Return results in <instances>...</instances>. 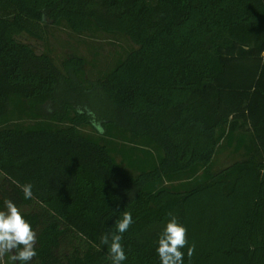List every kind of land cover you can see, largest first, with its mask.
I'll use <instances>...</instances> for the list:
<instances>
[{
    "label": "trees",
    "instance_id": "16d2710c",
    "mask_svg": "<svg viewBox=\"0 0 264 264\" xmlns=\"http://www.w3.org/2000/svg\"><path fill=\"white\" fill-rule=\"evenodd\" d=\"M48 25L136 48L88 86L83 57L58 65L19 40ZM220 147L243 159L215 171ZM5 199L37 234L29 264H112L100 238L125 211L123 264H161L168 213L195 245L183 264H264V0H0Z\"/></svg>",
    "mask_w": 264,
    "mask_h": 264
},
{
    "label": "clouds",
    "instance_id": "9594fccd",
    "mask_svg": "<svg viewBox=\"0 0 264 264\" xmlns=\"http://www.w3.org/2000/svg\"><path fill=\"white\" fill-rule=\"evenodd\" d=\"M78 113L81 109H77ZM89 116L94 114L89 110ZM93 126L98 133L103 135L104 129L94 118ZM25 199H32V185H20ZM4 209L0 210V260L11 254L10 259L20 264H29L37 255L35 245L37 234L32 229L31 224L24 218L20 209L11 199L4 200ZM159 234L158 247L156 249L161 264H183L184 253L181 249L187 247V255L191 258L195 252V245H188L187 229L178 222L172 213ZM134 223L132 214L125 211L122 218L116 221V232L109 235H102L100 243L108 246V257L112 264H123L127 259L124 247L121 243L122 234L127 232Z\"/></svg>",
    "mask_w": 264,
    "mask_h": 264
},
{
    "label": "rangeland",
    "instance_id": "374dc122",
    "mask_svg": "<svg viewBox=\"0 0 264 264\" xmlns=\"http://www.w3.org/2000/svg\"><path fill=\"white\" fill-rule=\"evenodd\" d=\"M42 40H35L26 35L19 40L33 47L37 53H48L54 61L61 62L71 55L83 57L86 60L87 85H96L100 76L109 71L126 54L136 47L132 42L123 37H112L106 34L77 35L65 26L48 25L44 28ZM98 89V86H96ZM101 99H104L100 90H97ZM97 93L84 90L80 100L101 115L113 112V107L101 102ZM243 159L242 154H234L231 150L220 147L214 160V170H221L235 161Z\"/></svg>",
    "mask_w": 264,
    "mask_h": 264
}]
</instances>
